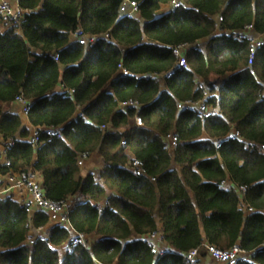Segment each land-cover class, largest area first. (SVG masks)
<instances>
[{"label":"trees","instance_id":"obj_1","mask_svg":"<svg viewBox=\"0 0 264 264\" xmlns=\"http://www.w3.org/2000/svg\"><path fill=\"white\" fill-rule=\"evenodd\" d=\"M129 1L134 16L122 11ZM170 1L17 0L18 21L0 20V136L14 141L0 169L30 168L45 198L70 201L64 226L1 198L0 264H189L191 249L202 259L205 244L235 243L247 251L235 264H264V45L252 74L250 43L233 34L264 33V0ZM203 40L179 67L173 47ZM18 95L36 144L23 114L5 108ZM128 99L139 105L121 108ZM83 153L100 157L98 178L81 174Z\"/></svg>","mask_w":264,"mask_h":264},{"label":"built area","instance_id":"obj_2","mask_svg":"<svg viewBox=\"0 0 264 264\" xmlns=\"http://www.w3.org/2000/svg\"><path fill=\"white\" fill-rule=\"evenodd\" d=\"M170 8L175 9L183 6L181 0H171L169 3ZM122 11L127 16H134L136 13V2L129 1L122 6ZM21 16V10L17 5H11L6 1L0 0V20L7 22H16ZM221 17L216 15V27L220 22ZM233 34L238 39H246L250 43L249 56L247 59V67L250 70V73L254 74L253 63L255 58L256 48L260 45H264V33H255L253 31L252 25H246L244 28L239 30H234ZM79 41L82 43H87L93 40V37H87L85 35L78 34ZM107 36V35H106ZM189 45H177L173 47V53L177 57L178 66L181 68H186L188 66L185 52L188 49ZM174 70H171L167 73L168 76L172 75ZM121 74L127 75L128 71L121 67ZM20 106V112L23 115H26L29 111L30 104L29 101L22 97L16 96L14 99ZM185 103H191L190 100H185ZM139 103L134 99H128L125 101L119 102L121 108L124 107H137ZM199 111L203 115L209 113L213 114L215 112L214 108L205 107L202 103H199ZM134 121L137 125H141V117L137 114L134 117ZM105 125H101V128H104ZM48 134L55 135L57 137L61 136L58 127H49L44 129ZM39 128L31 127L30 134L27 137V140L36 144L39 137ZM228 137H235L233 134H229ZM171 138V146L174 148L176 146V138ZM213 140V139H212ZM226 140V137L225 139ZM14 144L13 139L7 140L5 144H2L0 147V165L9 164L10 159L6 156V150L9 146ZM219 143H216L218 146ZM262 153H264V145L259 146ZM86 154H79L78 164L82 167L86 160ZM21 195L25 203L29 205L30 209H37L47 213L50 224H59L67 226L69 225V208L70 201L63 202H54L50 199L45 198L39 175L32 169L21 170L19 172H7L2 173L0 169V199L6 195ZM25 194V197L23 196ZM40 227L38 229H42ZM87 235L85 233L72 231L69 241L73 244H81L86 247L87 245ZM148 245L154 252H160L157 244L152 241ZM207 255L210 256L218 264H235L238 259H242L247 256V251H245L239 243H235L232 246L224 249H220L215 245L205 244ZM183 257L189 262V264H202L201 258L198 252V249L194 248L185 253Z\"/></svg>","mask_w":264,"mask_h":264},{"label":"crops","instance_id":"obj_3","mask_svg":"<svg viewBox=\"0 0 264 264\" xmlns=\"http://www.w3.org/2000/svg\"><path fill=\"white\" fill-rule=\"evenodd\" d=\"M2 1H6V2L10 3L11 5H17V0H2ZM201 42H202V41H201ZM204 42H205V41L203 40V44H204ZM197 43H200V41H198ZM202 47H204V45H203ZM5 108L8 109L9 111H12V112H16V113L21 114V112H20V106H19V104H18L17 102H15V101H13V102H11V103H9V104H6V105H5ZM21 116H22V118H23V122H24V124H25L26 126H28V127L31 128L30 124H29L28 121H27L26 116H25V115H21ZM1 145H2V139H1V136H0V147H1ZM92 157H98V156H96V155H92V156H90L89 158H87L85 164H84V165L81 167V169H80V170H81V174L85 175V174H87V173H93V174L96 176L95 172H96V170H98V169H96V168H98L99 166H98L97 163H94V162H93ZM98 158L100 159V157H98ZM99 161H100V160H99ZM96 162H97V161H96ZM98 163H99V165H101L100 162H98ZM23 196L25 197V194H24ZM13 198H15V199H17V200H19V201H24V200H23V197H22L21 195L13 194ZM42 229L44 230V232L47 231V227H44V228H42ZM37 230H41V229H36L35 231H37ZM160 246H161V247H162V246L164 247V246H166V245H164V244L161 242V243H160ZM65 248H66V245H63V246L61 247V251L65 250ZM201 260H202V261H201L202 264H218V263H216V262H215L210 256H208V255L203 256Z\"/></svg>","mask_w":264,"mask_h":264},{"label":"rangeland","instance_id":"obj_4","mask_svg":"<svg viewBox=\"0 0 264 264\" xmlns=\"http://www.w3.org/2000/svg\"><path fill=\"white\" fill-rule=\"evenodd\" d=\"M73 38H74V36H72ZM205 41V40H204ZM195 45H198V46H200V47H202L204 44H203V41L201 42L200 41V43H197V42H195V43H192V44H190L189 46H188V48L189 47H192V46H195ZM169 147L170 148H172V146H171V138H169ZM97 156V155H96ZM92 160H93V162L94 163H97L98 164V168H96V169H98V170H96V172H95V174H96V177H97V175H98V173H99V171H100V169H101V167H102V162H101V160L98 158V157H92ZM100 160V161H99ZM97 161V162H96ZM98 162H100V164L101 165H99V163ZM98 178V177H97ZM44 233V230L43 229H41V230H37V231H33L32 230V233H31V236L33 235V236H35V235H37V234H43ZM92 240V239H91Z\"/></svg>","mask_w":264,"mask_h":264}]
</instances>
